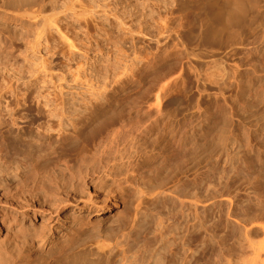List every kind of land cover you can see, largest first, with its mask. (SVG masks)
Listing matches in <instances>:
<instances>
[{"label": "rangeland", "instance_id": "1", "mask_svg": "<svg viewBox=\"0 0 264 264\" xmlns=\"http://www.w3.org/2000/svg\"><path fill=\"white\" fill-rule=\"evenodd\" d=\"M83 1L92 7L84 16L74 14L69 0H0V147L10 128L9 110L18 98L29 97L27 103L21 99L18 107V116L26 119L11 127L15 136L18 129L24 130L26 140L20 139L21 145L8 156L0 150V199L28 205L51 190L48 179L54 169L48 174L43 167L57 154L52 144L45 146L48 157L42 153L44 147H37L40 125L49 127L48 133L40 130L42 141L52 142L48 136H53L55 142L58 118L48 111L58 115L64 111L77 119L90 101L97 100L99 111L108 107L107 115L117 106L116 110L131 109L133 116L153 107L155 115L160 109L175 116L170 123L174 129L180 120L187 122L195 135L190 133L193 138H188L190 147L183 161L173 138L169 149L173 148L177 165L168 186L169 193L183 191L185 201L168 200L164 207L152 204L147 195L144 215L128 231L121 225L126 220L116 215L129 208L120 197L108 199L98 214L93 205L90 214L85 201L78 202L73 213L72 199L73 204L67 202L61 214L47 223L45 236L35 239L34 264H163L158 221L163 215L168 222L169 211L177 227L168 236L176 240L177 264H182L186 253L187 264H251L254 248L264 244V44L258 41L264 37V0H249L248 20L215 37L205 28L212 17L209 0ZM32 4L46 12L27 16L24 10ZM54 7L57 13L52 15ZM206 72L214 76L213 83ZM161 87L165 90L158 102ZM106 95L112 96L109 106ZM9 102L14 107L8 108ZM88 126L91 130L95 124ZM152 208L161 214L149 218L146 212ZM40 225L41 219L36 222L39 231ZM17 229L11 225L10 236L6 229L0 231V264H24L21 257L27 253L22 254V249L31 235ZM146 229L149 234L143 236ZM96 235H113L121 244L112 245L116 248L111 255L104 249L98 257L92 253ZM52 240L60 244L54 247Z\"/></svg>", "mask_w": 264, "mask_h": 264}, {"label": "bare ground", "instance_id": "2", "mask_svg": "<svg viewBox=\"0 0 264 264\" xmlns=\"http://www.w3.org/2000/svg\"><path fill=\"white\" fill-rule=\"evenodd\" d=\"M69 1L70 3H72V10L76 15L79 14L81 16H84L92 12V7L88 6L87 4L85 5L83 0H69ZM248 1L249 0H209L208 6L212 13L211 14L212 17L206 23L205 28L210 30L212 32V36L215 37L224 30H229L235 28L236 26L237 27L240 26L243 22H245L246 19L248 20L247 17L250 16L248 8L250 7L251 10V6L250 5L248 6L247 4ZM78 3L80 5H78ZM24 12L27 16L35 18L43 15L46 12V10L42 6H37L35 4H32L27 9H25ZM52 12H53L52 15H55L57 13V7L52 8ZM262 38H263L262 40H258L261 46L264 44V37ZM180 62L181 61H178V63ZM208 68L209 67H207V69ZM207 72H206L207 79L208 81H211L212 80L211 78L214 76H211V74H208ZM203 75L205 77V74ZM197 77H199L198 74ZM211 82L213 83L214 81ZM164 90L165 88L162 87L158 89V95L156 96L157 97L156 100H158L160 96L159 93L163 92ZM111 93L113 94V92ZM107 95L105 96L104 100L106 101L105 103H107L109 106L112 103V99H111L112 96H107ZM28 98L25 99L21 97V99L24 102L18 98L17 101H15L14 103L15 107L12 105L13 102H9L8 108H11L10 106L14 108L9 110L10 128L5 132L7 136L6 134H4L3 136V140H4L3 147H0L1 152L5 156L11 154V149L15 150L14 147H18L19 145H21L22 142H20V139L26 140L25 136H22L24 130L18 129L17 136H15L13 135L14 133L12 134V128L18 125L19 121L23 119L24 115L22 114L23 116L21 119L20 118L21 111L20 112L18 111V107L19 106L21 107L22 103L25 102L27 103V101L29 100ZM20 101L22 102L21 104ZM94 101L95 102H91V101L89 102V106L90 104L91 106L90 107L87 106L88 108H85L86 111L84 114L83 113L79 114L77 112L79 114V115L77 114L76 116L77 119L72 118L75 117L73 114H72L73 116L69 115L68 113L65 115L64 111L62 112V114L58 115L57 113H55L56 111L47 110L49 112L47 114H50L49 116L53 115L54 116L53 118H58V123H59L58 136L57 137L55 136L56 139L54 138L56 141L53 142L52 139L53 136H48L51 137L50 141L52 142L48 141L47 143V141L45 140L42 141L44 136H42L41 131L43 130L44 132L45 131L47 132V130H49L47 129L49 128L47 125H45V128L47 127L46 129H44V126L41 127L40 125V128L38 129V133H37L38 138L37 139L34 138V139L36 140L37 142L36 144H38L37 147L39 148L44 147L45 149L46 145L51 146L52 144L51 146L52 149L50 147L49 148L57 154L56 158H54L53 156V159H50L52 161L47 160L46 164H44L43 167L46 170V172L44 171L43 172L48 174L50 171H52V169H54L52 175L51 172L49 174V176L51 177L50 179H48L47 176L48 174L46 175L47 179L51 181V182L48 181L49 185L50 183L53 184V186H50L51 190H49L48 188L47 189L48 192L46 191V193H44L42 197L36 199L34 202L32 200L31 201L32 204L28 202L29 203L28 205L27 203L24 204L23 202L22 203L14 202V201L11 202V200L7 198L0 199V231L6 229L7 236L8 235L10 236L11 235L10 234L11 232H9L10 226L12 225L13 227L16 225V228H18L17 230L19 232H22V234L27 232L29 233L27 235H31L30 239L27 240L25 239L24 248L22 249V254L27 253V255L21 257L24 264L35 263L36 260L34 255L36 254L32 255L35 247V241H36L35 239L38 237L42 238L45 236L42 233V231H44L46 228L45 226L47 225V223H50L55 216H59V214H61V211L65 208L64 206L67 202L68 203L71 202V204L74 203L72 205L73 213L77 212L75 208L78 206V202L85 201L87 203L86 208L88 209V212L89 213L92 212L91 205H93L96 207L94 213L98 214L100 211L103 210L102 206L104 204H107L108 199L120 197L121 201L123 203H127L126 205L129 208H127L128 212H125L126 211L125 210L123 211L125 213H122L121 215L117 213L116 215L126 220L124 221V224L121 223L120 224L123 225V229L125 228L127 230L135 229L138 226V223L140 222V216L144 215L142 209L144 207L145 199L147 198V195L151 197V199L148 201H152L151 202L152 204L154 203L156 204L157 202L159 203V205L162 204L161 206L164 207L165 205L167 206L168 200L178 203L181 202V204H184L185 200L183 201L184 199L183 191H170V193L168 192L170 190L168 186L170 185L171 182L174 181V174L176 170L175 167L177 165V163H174L175 161L173 155H175L174 154L175 152L174 153L172 152L173 153L172 155L171 150L173 148L171 150L169 148L171 147L172 141H174L173 138L175 137L177 140L176 141L177 146L179 147V149H181L180 157L182 158L183 156V158H185L186 153L188 152L187 151L188 147H190L189 143L191 141L188 138L192 137V135L193 136L195 135L194 134L195 132H191L192 130L189 131V129L186 127L187 122L182 121L184 119L180 120L178 125L176 124L178 126L176 127L177 129H174L175 127L172 128L173 126L171 127V124L175 120L174 118L175 116L173 117L172 114H169L170 112L168 113L167 109H166L167 111L161 110L164 112H161L159 109L158 114L155 115L151 110L153 107L150 109V111L147 110V112L145 111V113L143 114L138 113V115L133 116L131 109L127 110L126 107L124 109L118 108L120 110H116L118 106L116 107V109L113 106L114 109L112 108L111 110H115V111L112 112L113 114L107 115L109 111L108 110L106 111V109L108 107L104 109L105 112L99 111L100 107L98 108L97 106L99 103H96L97 100ZM124 101H128V100H124ZM119 102H121V100ZM132 105L133 103L131 104V106ZM159 105H157L156 103V106L154 105L155 109H158ZM128 108H130V106ZM24 119H26V117H24ZM92 124H95V126L91 130H89L88 125H92ZM37 128L38 127H36V129ZM190 133L193 134L191 135ZM11 135L13 137H11ZM34 139L32 140L34 141ZM46 139H47V135H46ZM193 145L195 146V144ZM46 149L42 151V153L43 152L45 153L48 150ZM168 150H170V152ZM46 154L49 153H45V155ZM162 156L163 159H161V162L157 167L156 162L158 161L159 157ZM46 157L48 156L46 155ZM178 168L179 167H177V169ZM155 172H157L158 174ZM163 175H165L164 178L161 177ZM147 184L152 185L153 189H146ZM148 190L150 193L148 192ZM101 197H104V199L100 203L99 200ZM72 199L74 200L73 203H72L73 201ZM154 200L156 201L153 202ZM197 202H200V200ZM8 206H11V209H9L10 211L8 210L9 208ZM197 206H198L197 208L199 209V205ZM105 208L107 209L109 207H105ZM155 208H152L153 210L151 209L147 210L146 213L149 214L148 216L149 218L150 217L155 218L156 216L158 217L157 214H159L160 212ZM73 213H71L70 216H72ZM172 215L173 212L169 211L168 216H170V219H168V222L165 219H163L164 218L163 215H162L163 218L159 216V221H158L159 229H160L159 234L163 239L162 242H164L163 243L164 246L162 244L164 250L162 256L164 257L163 258L164 260L161 259L163 260L162 262L163 264H177L176 260L178 259L177 248H175V243H174L176 240L173 237L174 242H172L171 240L172 238L171 237H170L171 239L168 238V236H171V234L177 229L176 222L171 221L173 219ZM39 219H41V225L39 227L40 231L38 230V228L36 229L37 227L36 222ZM150 227L152 229V226ZM149 229H146L145 234L142 235L148 236ZM111 236L106 238H103L102 236L98 237L95 243L93 242L95 244L93 245L96 247V250L91 249L92 253H94V255L99 257L100 253H104L103 250L106 249L107 253L111 255L110 252L111 253L113 252L112 249L116 248L117 246H120L121 244L120 242H118V239H116L117 241L115 242L114 238ZM191 239L192 238H190V235H188V241ZM93 240L95 239L93 238ZM93 240H91V242ZM182 242L183 240L181 239L180 243ZM192 242L195 243L194 240L193 241L191 240L190 244H194ZM50 244L55 247L58 246V244L60 243L58 242V240H52ZM114 244L116 245V247L113 246V248H111L112 245ZM184 244H188V243L185 242ZM80 247L83 246L81 245ZM254 250H255V255H254L255 257L253 256L254 258H252V260L250 259L249 262L251 264H264V258L262 257L263 259H261V256H263L262 254H264V244L262 246L261 245L257 246L256 248H254ZM107 253L101 255L107 256ZM185 255L187 256V253ZM184 256L182 258V264H187L188 256L186 258ZM52 262L53 261H48V264H52ZM98 262H100V260Z\"/></svg>", "mask_w": 264, "mask_h": 264}]
</instances>
